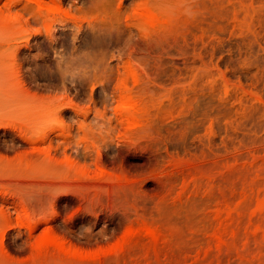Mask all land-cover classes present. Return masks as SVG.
Returning a JSON list of instances; mask_svg holds the SVG:
<instances>
[{
    "label": "rangeland",
    "instance_id": "374dc122",
    "mask_svg": "<svg viewBox=\"0 0 264 264\" xmlns=\"http://www.w3.org/2000/svg\"><path fill=\"white\" fill-rule=\"evenodd\" d=\"M4 224H74L108 264H264V0H0Z\"/></svg>",
    "mask_w": 264,
    "mask_h": 264
},
{
    "label": "bare ground",
    "instance_id": "6f19581e",
    "mask_svg": "<svg viewBox=\"0 0 264 264\" xmlns=\"http://www.w3.org/2000/svg\"><path fill=\"white\" fill-rule=\"evenodd\" d=\"M138 111L135 105L126 104L121 120L128 125H134L137 122ZM100 173H105V169H100ZM41 197L44 199L43 196ZM25 217L26 219L29 217L27 212ZM22 227H25L26 231ZM63 229L66 233H70L75 230V225L18 224L13 226L4 224L0 226V264H97V262L108 264L105 263L107 259H104L105 252L93 251L89 247V241H86L84 247L71 245L66 237L58 234L57 231H63ZM37 231L39 233H36Z\"/></svg>",
    "mask_w": 264,
    "mask_h": 264
}]
</instances>
